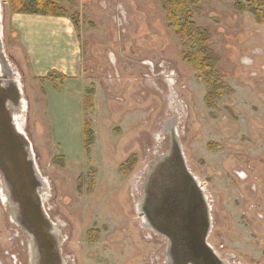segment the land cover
I'll list each match as a JSON object with an SVG mask.
<instances>
[{"label":"rangeland","instance_id":"rangeland-1","mask_svg":"<svg viewBox=\"0 0 264 264\" xmlns=\"http://www.w3.org/2000/svg\"><path fill=\"white\" fill-rule=\"evenodd\" d=\"M258 4L203 0L196 21L211 33L221 57L217 67L233 89L208 103L207 87L183 62L160 0L64 2L81 38L83 74L54 84L33 75L11 27L10 0H0L3 49L25 103L19 123L47 181L44 210L60 233L65 264H171L169 239L146 225L139 208L149 171L170 150V130L204 187L215 252L234 264H264V25L255 18ZM85 120L94 132L89 152ZM31 259L28 237L12 219L0 184V264Z\"/></svg>","mask_w":264,"mask_h":264},{"label":"water","instance_id":"water-1","mask_svg":"<svg viewBox=\"0 0 264 264\" xmlns=\"http://www.w3.org/2000/svg\"><path fill=\"white\" fill-rule=\"evenodd\" d=\"M17 77L5 56L0 31L1 197L28 237L31 264H65L60 233L44 210L47 181L37 166L33 144L19 123L25 103ZM177 136L173 130L167 158L177 161L167 175L168 186L159 187L158 192L150 188L139 205L140 212L157 234L175 243L184 236L188 249L181 264H225L208 242L211 208L202 185L187 165ZM177 216L181 222L174 219Z\"/></svg>","mask_w":264,"mask_h":264},{"label":"trees","instance_id":"trees-1","mask_svg":"<svg viewBox=\"0 0 264 264\" xmlns=\"http://www.w3.org/2000/svg\"><path fill=\"white\" fill-rule=\"evenodd\" d=\"M66 1L69 0H10V5L14 13L71 18L69 11L63 5ZM160 1L169 27L181 42L183 62L198 73V78L207 87L206 101L211 103L214 98H220L224 94H232V87L217 67L221 57L211 47V33L196 21V17L203 13V0ZM249 2L256 5L259 3L260 8L257 7L255 18L259 24L264 25V0H249ZM71 19L75 24L74 19ZM44 79L57 83L58 81H66L68 77L50 73ZM88 94L86 91L83 98L85 117L90 107ZM84 137L85 147L89 152L88 150L94 142V132L87 120L84 122ZM128 161H132V159Z\"/></svg>","mask_w":264,"mask_h":264},{"label":"crops","instance_id":"crops-1","mask_svg":"<svg viewBox=\"0 0 264 264\" xmlns=\"http://www.w3.org/2000/svg\"><path fill=\"white\" fill-rule=\"evenodd\" d=\"M10 20L35 77L56 73L66 81L81 78L83 48L71 18L12 12Z\"/></svg>","mask_w":264,"mask_h":264},{"label":"flooded vegetation","instance_id":"flooded-vegetation-1","mask_svg":"<svg viewBox=\"0 0 264 264\" xmlns=\"http://www.w3.org/2000/svg\"><path fill=\"white\" fill-rule=\"evenodd\" d=\"M171 130H170V150H171V146H172V141H171ZM167 144H165L163 146L164 149H167ZM169 150V151H170ZM168 152V151H167ZM165 153L163 156L160 155V158L158 161H160L157 166H155L151 171H149V175L146 178V180L144 181V188H143V193H142V199L144 198L146 192L148 190H150V188H152L154 191L158 192L159 187H167L168 183H169V179L167 178L168 173L170 172V170L174 167V165L176 164L177 159H174L173 157H168V153ZM154 185V186H153ZM203 187V185H202ZM204 188V187H203ZM258 186L255 183L252 186V191L254 194H256L259 190H258ZM262 193L264 194V189L261 190ZM205 193V191H204ZM206 195V193H205ZM207 197V196H206ZM259 217L261 218V220H264V215L260 214ZM174 219H176L177 221L181 222V218L180 217H175ZM253 229H256L255 232L260 233V227L257 226L255 224V226L253 227ZM262 240L264 242V237H261L259 239V241ZM169 244L171 245V252L170 254L172 255V261L171 264H181L182 262V258L186 255L187 253V240L184 238V236H180V240L178 242L175 243V241L169 240ZM175 243V244H174ZM176 244H178V247H176ZM224 262L225 264H234L228 256H226V254L224 255H218Z\"/></svg>","mask_w":264,"mask_h":264}]
</instances>
